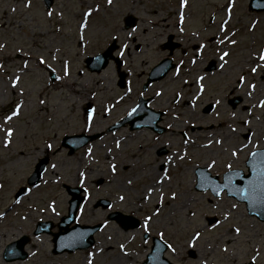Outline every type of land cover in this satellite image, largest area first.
<instances>
[{
	"label": "rangeland",
	"instance_id": "obj_1",
	"mask_svg": "<svg viewBox=\"0 0 264 264\" xmlns=\"http://www.w3.org/2000/svg\"><path fill=\"white\" fill-rule=\"evenodd\" d=\"M182 3L55 0L47 11L42 0H0V264H10L3 254L23 236L31 240L30 257L11 264H142L152 246L147 234L171 245L166 258L173 264H264L263 223L244 204L195 189L198 168L220 181L230 171L247 175L250 155L264 149V13L249 11L248 0ZM129 15L139 20L134 30L124 28ZM170 36L182 45L172 57L180 67L144 93L152 69L169 58L161 46ZM113 41L121 47L115 56L126 62L128 89L119 87L114 63L100 74L86 69V59ZM141 97L164 113L165 133L110 130ZM235 98L241 103L233 109ZM18 105L19 115L8 120ZM76 135L101 137L69 155L62 140ZM44 159L43 183L16 201ZM66 187L86 191L75 225L102 224L103 230L92 249L55 255L54 236L34 232L38 223L51 222L58 233L71 199ZM102 200L111 207L97 208ZM117 212L140 227L125 231L123 222L109 219ZM209 218L218 220L215 227Z\"/></svg>",
	"mask_w": 264,
	"mask_h": 264
},
{
	"label": "water",
	"instance_id": "obj_2",
	"mask_svg": "<svg viewBox=\"0 0 264 264\" xmlns=\"http://www.w3.org/2000/svg\"><path fill=\"white\" fill-rule=\"evenodd\" d=\"M48 8L52 6L53 0H45ZM250 9L252 11L264 12V0H252L250 4ZM126 28L130 29L136 26V19L133 17H128L125 19ZM172 38H170L169 43L164 45V49L170 50L171 54L177 47L172 43ZM117 44L114 42L112 46L101 56L95 58H88L86 61L87 67L93 72H101L109 64V60L113 58V52L117 50ZM118 62V61H117ZM119 68L121 63H119ZM172 60L167 59L162 62L159 66L153 69L151 73V78L149 83H154L156 81L162 80L166 74L173 68ZM122 76L121 85L123 86L125 76ZM235 106V105H234ZM147 108V102H143L137 110L128 118L117 125L113 129H118L124 126L126 123L132 125V130L149 128L156 132L162 133L164 130L159 128L158 122L160 117H156L153 113L148 116L144 115ZM136 117V120L134 116ZM100 136L87 137L85 135L66 137L63 140V146L70 149V155L81 148L88 145L91 141L98 139ZM48 160H42L35 169V172L29 179V185L37 186L42 181L43 173L46 170ZM248 167L250 170L249 176H244L242 172L229 173L225 176V183H219L217 178H213L206 169L198 171V191H208L210 190L214 195L220 197L224 191H227L228 196L237 198L241 202H246L249 212L253 216H257L260 220L264 222V150L255 153L248 162ZM26 189H21L17 194V199H19ZM70 195L73 199L70 201V212L69 217L62 220L59 225L60 232L54 234L55 243V254H62L65 252L74 253L78 250H86L93 246L94 244V234L100 230L101 227H81L79 225L71 228V225L76 220V215L79 210L80 204L83 201L81 198L80 190L68 189ZM103 205L107 207L106 204L102 202ZM111 219H119V217L111 216ZM125 221H131V218H123ZM137 222L132 221V227H138ZM52 225L51 224H39L35 235H40L42 233L51 234ZM28 237H23L18 242L11 244L5 254V259L8 262L16 260H24L28 257L25 252V246L28 244ZM155 245L153 247L152 253L148 256L147 261L144 264H170L167 259L164 258V253L167 250V245L159 240L155 239Z\"/></svg>",
	"mask_w": 264,
	"mask_h": 264
},
{
	"label": "snow or ice",
	"instance_id": "obj_3",
	"mask_svg": "<svg viewBox=\"0 0 264 264\" xmlns=\"http://www.w3.org/2000/svg\"><path fill=\"white\" fill-rule=\"evenodd\" d=\"M112 3H113V0H108V4H109V5H111ZM187 3H188V0H183L182 6H186ZM30 4H31V0H29V5H30ZM48 15H52V13L49 12ZM85 15H86V16H91V15H92V10H89L88 12H86ZM180 15H181V23H183L184 15H183V13H181ZM83 27L86 28V27H87V24H84ZM221 43H223V41H221ZM232 43L235 44L236 41L233 40ZM0 47H3V45H0ZM121 55H123V53H121ZM228 55H229L228 52H224L223 55L220 57V59L223 61L224 58L227 57ZM260 59H261V60H264V55H261V56H260ZM225 62H226V61H225ZM40 63H42V64L45 63L43 57L40 58ZM193 63H195V60H193ZM2 67H3V65H0V68H2ZM24 67L26 68V67H27V64H25ZM220 67L223 68V67H224V64L222 63V64L220 65ZM253 71H256V69L253 68ZM199 79H200V81H203L204 77H200ZM241 79H243V77H241ZM19 81H20V77L18 76V77H16V83H18ZM203 87H204V85H203V83H201V84H200V89L203 90ZM252 88L255 89V85H252ZM41 102L43 103V101H41ZM219 103H220V101H217V104H219ZM262 106H264V105H262ZM21 107H22V105H18L17 108L15 109V111L13 112L12 116H8L7 119H8V120H11V119L13 118V116L19 115V113H20V108H21ZM12 131H13V130H11V129L8 130V136H9V137L12 135ZM7 142L10 143V140L7 141ZM48 147L51 148L52 145L49 144ZM253 155H255V154H253ZM53 167H55V166H53ZM112 168H113V171H115L116 166L113 165ZM129 183H131V181H129ZM2 187H3V185H0V188H2ZM121 199H123V197H121ZM192 215H195V213H192ZM226 218H227V217H226ZM148 220H151V217H148ZM213 226L215 227L216 225H213ZM145 227H147V224H145ZM234 231H235L236 233H239V232L241 231V229H240V228H235ZM200 235H201V233H200L199 231H197V232L195 233V238L198 239V238L200 237ZM192 246L194 247L195 245L193 244ZM169 247H171V245H169ZM226 250H227V249H225V251H226ZM173 251H175V249H173Z\"/></svg>",
	"mask_w": 264,
	"mask_h": 264
},
{
	"label": "bare ground",
	"instance_id": "obj_4",
	"mask_svg": "<svg viewBox=\"0 0 264 264\" xmlns=\"http://www.w3.org/2000/svg\"><path fill=\"white\" fill-rule=\"evenodd\" d=\"M263 101H264V99H263ZM250 242V240H247V243H249Z\"/></svg>",
	"mask_w": 264,
	"mask_h": 264
},
{
	"label": "flooded vegetation",
	"instance_id": "obj_5",
	"mask_svg": "<svg viewBox=\"0 0 264 264\" xmlns=\"http://www.w3.org/2000/svg\"><path fill=\"white\" fill-rule=\"evenodd\" d=\"M185 53V52H184Z\"/></svg>",
	"mask_w": 264,
	"mask_h": 264
}]
</instances>
